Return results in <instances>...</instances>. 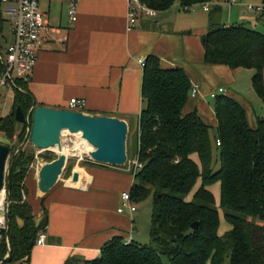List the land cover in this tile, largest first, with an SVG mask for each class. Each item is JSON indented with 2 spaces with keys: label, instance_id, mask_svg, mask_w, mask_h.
Returning <instances> with one entry per match:
<instances>
[{
  "label": "trees",
  "instance_id": "16d2710c",
  "mask_svg": "<svg viewBox=\"0 0 264 264\" xmlns=\"http://www.w3.org/2000/svg\"><path fill=\"white\" fill-rule=\"evenodd\" d=\"M139 1L156 12L176 3L183 9L210 3L209 28L202 38L206 63L254 70L252 87L264 103V34L243 23L222 21L220 1L237 0ZM254 6L262 7L261 12H254L264 17V0ZM5 21L0 0V39ZM1 49L0 40V54ZM3 71L0 60V78ZM192 88L184 69L164 68L155 55L145 60V105L133 131L134 159L143 168L130 169L135 179L130 192L136 205L153 195L150 243L115 237L102 247L99 257L87 261L71 258L65 264H264V119L256 115L252 127L245 109L222 94L215 99L217 127L213 128L197 111L184 113ZM14 92L12 113L0 119V132L9 138L17 135L22 144L28 126L17 122L16 110L21 107L26 115L32 110V126L33 111L41 105L22 80L17 81ZM34 161L35 154L25 149L12 161L6 184L9 218L6 230H0V264H30L37 240L47 229L44 199L38 220L34 205L24 198L29 194L26 180ZM217 183L221 186L219 205L210 190ZM221 213L231 227L223 235L219 234Z\"/></svg>",
  "mask_w": 264,
  "mask_h": 264
},
{
  "label": "crops",
  "instance_id": "0c3cea01",
  "mask_svg": "<svg viewBox=\"0 0 264 264\" xmlns=\"http://www.w3.org/2000/svg\"><path fill=\"white\" fill-rule=\"evenodd\" d=\"M134 1L81 0L76 22L70 20L66 1L43 3V8L41 5L49 30L27 83L37 104L68 109L72 98L83 99L86 114L120 118L129 128L134 124L135 132L145 105L144 67L139 60L155 55L164 68L184 69L192 86H198L199 93L189 98L185 114L197 111L207 125L216 128L214 106L208 100L215 89L225 88V95L245 109L249 124L255 127L256 113L246 95L237 89L238 69L205 61L202 38L209 28L210 12L202 5L186 11L176 3L155 15L138 12L136 23L130 26V3ZM237 3L246 7L261 5L262 0H237ZM13 103L14 90L3 88L0 116L7 114ZM193 158L197 161L196 155ZM89 161L83 169L85 175L81 169L77 170L81 172L77 183L71 177L70 184L54 187L44 194L48 225L41 234L43 243L32 251L30 264H65L71 258L92 260L115 237L135 240V215L118 212L121 194L129 191L135 182L130 167ZM200 184L201 181L195 190ZM210 190L219 205L220 183ZM36 191L43 196L38 185ZM41 204L34 205L38 220L43 214ZM230 228L221 213L219 234Z\"/></svg>",
  "mask_w": 264,
  "mask_h": 264
},
{
  "label": "water",
  "instance_id": "95a60500",
  "mask_svg": "<svg viewBox=\"0 0 264 264\" xmlns=\"http://www.w3.org/2000/svg\"><path fill=\"white\" fill-rule=\"evenodd\" d=\"M32 111V110H31ZM29 115V114H28ZM21 107L16 110V120L20 124H29L27 116ZM33 123L29 126L30 142L39 150L62 148L63 131L72 134L81 133L82 137L93 146L91 160L97 164L113 167H123L128 163L127 141L129 125L125 120L111 116H94L69 109L37 107L33 111ZM27 142V141H26ZM25 142V143H26ZM24 144L11 157L8 145L0 143V192L6 190V184L16 154L23 149ZM68 162V156L59 154L52 162L45 163L39 170L38 189L48 193L54 188ZM80 175L75 172L72 181L77 183ZM10 200H7L6 211L3 214L9 218ZM197 224L193 225L196 228ZM9 255L6 256L7 259Z\"/></svg>",
  "mask_w": 264,
  "mask_h": 264
},
{
  "label": "built area",
  "instance_id": "2783aa9c",
  "mask_svg": "<svg viewBox=\"0 0 264 264\" xmlns=\"http://www.w3.org/2000/svg\"><path fill=\"white\" fill-rule=\"evenodd\" d=\"M54 1H66L68 4V13L71 22L78 20L79 4L81 0H2L4 4L3 14L12 22L13 41L6 50L5 56L0 54V60L4 64V71L0 78V93L3 88L14 90L17 81L22 80L28 83L31 79L35 66L37 64L38 52L46 40L45 33L49 30V23L45 14L41 10L43 3ZM136 6V7H135ZM205 11L210 10V3L203 5ZM186 11L188 7H184ZM262 11V7L254 5L248 6V12ZM138 12H145L148 15H155L156 11L147 8L139 0L130 3L129 25L132 26L137 21ZM144 67L145 60H139ZM199 93L198 86H193L190 96L196 97ZM225 88H219L218 92H211L210 97L216 99L219 95L225 94ZM68 109L85 113V100L72 98L69 101ZM221 142L218 141L217 145ZM92 151L87 152L90 154ZM130 169L134 167L135 172L143 168L138 159L129 160ZM122 204L118 209L119 213L129 211L136 213L137 205L132 201L131 192L125 191L121 194ZM7 207V192L4 189L0 192V230H6L7 218L3 214ZM41 235L37 244L43 243ZM1 238V237H0ZM130 238L127 242H131Z\"/></svg>",
  "mask_w": 264,
  "mask_h": 264
},
{
  "label": "rangeland",
  "instance_id": "374dc122",
  "mask_svg": "<svg viewBox=\"0 0 264 264\" xmlns=\"http://www.w3.org/2000/svg\"><path fill=\"white\" fill-rule=\"evenodd\" d=\"M222 8H223V15H222V21L228 25L236 24V23H243L247 27L257 30L264 34V17H261L260 13H248L246 11V7L242 6L240 3H230V2H223L220 1ZM44 5L42 4V8ZM3 10H4V4H3ZM247 12V14H246ZM4 19L6 20L3 27V32L1 36V44L2 49L1 52L5 56L6 50L10 43L13 41V33H12V22L4 16ZM238 71V77L239 82L237 85V89H239L244 95H246V98L251 103L252 108L254 109L257 116L262 117L264 119V103L258 97L256 92L254 91L252 87V76L255 73L254 70L249 69H243L240 68ZM218 89H215L214 92H218ZM14 100H15V92H14ZM208 102L211 104V106H214L215 99L209 98ZM14 105V103H13ZM9 110L7 114H3L0 116V119L6 118L12 113V108ZM253 111V112H254ZM30 113L27 116L28 123L26 124L28 126L25 134V140L21 144L18 141L17 135H15L13 138H9L5 133L0 132V143H4L8 145L11 149L10 152V158L8 164H10L11 157L19 150L20 147L23 146V149L28 150L35 154V161L30 165V170L28 174V178L26 180V185L29 189V194L24 195V198L28 199L32 205L40 204L41 200L45 198L46 195L43 194V196L39 195L36 191L38 181H39V170L45 163H48V159L50 158H57L58 152L56 150H39L35 148L32 143L30 142V134H29V126L30 123ZM130 137L128 136V139H130L129 143L127 141V154H128V161L132 160V158H136L137 148L136 143L134 142L133 138V131H134V124H131V128H129ZM74 134L69 133L67 136H63V144H66L67 146L71 145V140L74 138ZM71 139V140H70ZM27 141V142H26ZM78 142V139L76 140ZM26 142V143H25ZM93 151V150H92ZM87 152H90L89 148H87V151H85L81 156H68V162L66 165V168L63 171V174L61 175L56 187H61L66 184H70L71 177L75 172H77L78 169H81L83 175H85V171L83 169H86L87 160L89 161L91 159V153L87 154ZM52 162V161H51ZM130 167V163L126 164L125 168ZM78 173H81L78 171ZM41 193V192H40ZM42 194V193H41ZM187 200H190V196L187 198ZM138 211L134 213V218L136 219V231L134 233V239L136 242L147 245L150 243V228H151V216L153 211V195H151L147 200L144 202L137 204ZM226 264H229L228 261Z\"/></svg>",
  "mask_w": 264,
  "mask_h": 264
},
{
  "label": "bare ground",
  "instance_id": "6f19581e",
  "mask_svg": "<svg viewBox=\"0 0 264 264\" xmlns=\"http://www.w3.org/2000/svg\"><path fill=\"white\" fill-rule=\"evenodd\" d=\"M68 132L69 131L67 130L63 131V136H67ZM74 136L75 137L72 138V140L70 139L71 145L67 146L66 144H63L62 148L55 147L54 150H56L58 154H65L67 156H81L85 151H87V148L91 151L94 150L93 146L82 137L81 133L74 134ZM77 139L78 142L76 141Z\"/></svg>",
  "mask_w": 264,
  "mask_h": 264
}]
</instances>
